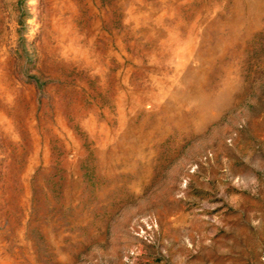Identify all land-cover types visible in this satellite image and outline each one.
Segmentation results:
<instances>
[{
    "label": "rangeland",
    "instance_id": "1",
    "mask_svg": "<svg viewBox=\"0 0 264 264\" xmlns=\"http://www.w3.org/2000/svg\"><path fill=\"white\" fill-rule=\"evenodd\" d=\"M0 264H264V0H0Z\"/></svg>",
    "mask_w": 264,
    "mask_h": 264
}]
</instances>
